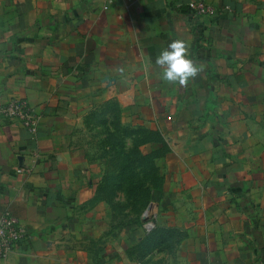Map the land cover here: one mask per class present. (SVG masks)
Masks as SVG:
<instances>
[{"label":"crops","instance_id":"crops-1","mask_svg":"<svg viewBox=\"0 0 264 264\" xmlns=\"http://www.w3.org/2000/svg\"><path fill=\"white\" fill-rule=\"evenodd\" d=\"M188 1L0 0V105L40 116L34 134L0 120V215L27 230L0 264H264V0L196 18ZM174 40L204 69L187 87L155 63ZM95 115L162 137V244L141 246L124 189L98 199Z\"/></svg>","mask_w":264,"mask_h":264},{"label":"trees","instance_id":"trees-1","mask_svg":"<svg viewBox=\"0 0 264 264\" xmlns=\"http://www.w3.org/2000/svg\"><path fill=\"white\" fill-rule=\"evenodd\" d=\"M95 119L100 124L108 123L105 115L102 117L95 115ZM146 132L147 130L143 127L131 129L119 124L114 129L108 127L107 142L100 155L110 161L113 159L115 167L113 170L110 168L99 185L98 199L110 202L119 189H124L127 201L123 202L124 205L117 203L118 207L115 205V208H119L122 212L128 211V213L134 215V218H131V224L138 228L143 226V211L150 204L159 203L163 194L162 176L159 173V167L156 165L155 159L162 157L166 153V148L159 134L152 132L147 137V135L145 136ZM139 135H143V138H136ZM130 139L133 140V146L128 149V140ZM148 141L159 142L162 146L152 153L145 154L139 149V146ZM136 203H142L145 209L142 208L140 211H136ZM132 210L137 213L131 212ZM171 236L170 231L160 228L157 224L155 229L146 235L141 246H157L167 241Z\"/></svg>","mask_w":264,"mask_h":264},{"label":"built area","instance_id":"built-area-1","mask_svg":"<svg viewBox=\"0 0 264 264\" xmlns=\"http://www.w3.org/2000/svg\"><path fill=\"white\" fill-rule=\"evenodd\" d=\"M187 10L195 18L201 16L216 17L225 11L209 0H189ZM39 118L40 116L35 109L23 99H12L0 105V120L16 121L33 134L37 132ZM18 171L22 172L23 169ZM153 205L154 203H152V208L148 213L149 219L143 222V228L147 233H150L157 225V213L153 209ZM26 235V227L17 217L9 211L2 213L0 215V260L13 252Z\"/></svg>","mask_w":264,"mask_h":264},{"label":"clouds","instance_id":"clouds-1","mask_svg":"<svg viewBox=\"0 0 264 264\" xmlns=\"http://www.w3.org/2000/svg\"><path fill=\"white\" fill-rule=\"evenodd\" d=\"M189 48L183 40L172 41L168 48L156 58V65L161 69L162 79L169 84L187 87L204 69L188 58Z\"/></svg>","mask_w":264,"mask_h":264},{"label":"rangeland","instance_id":"rangeland-1","mask_svg":"<svg viewBox=\"0 0 264 264\" xmlns=\"http://www.w3.org/2000/svg\"><path fill=\"white\" fill-rule=\"evenodd\" d=\"M93 122V121H92ZM110 127L111 129H114V124L113 123H106V124H100L99 122H93V126L91 127L89 131V136L86 137L84 140L85 142L88 143L89 147L91 148V153L93 155H101L102 151L104 150V146L106 144V133H107V128ZM111 170L115 167V163L113 159H111L110 164H109ZM124 205V203H122ZM120 204V205H122ZM137 208L135 209L136 211H140L143 208L142 203H136ZM117 206V203L115 204ZM118 207V206H117ZM116 207V208H117ZM148 208V207H147ZM145 209V211L147 210ZM135 210H132L131 212L137 213ZM143 211V212H145ZM144 214V213H143Z\"/></svg>","mask_w":264,"mask_h":264},{"label":"water","instance_id":"water-1","mask_svg":"<svg viewBox=\"0 0 264 264\" xmlns=\"http://www.w3.org/2000/svg\"><path fill=\"white\" fill-rule=\"evenodd\" d=\"M152 208V204L147 208V210L144 212V214L142 215V221L145 222L149 219V211Z\"/></svg>","mask_w":264,"mask_h":264}]
</instances>
